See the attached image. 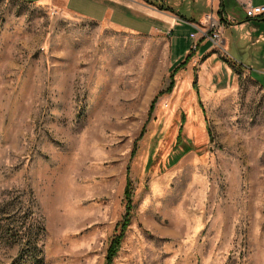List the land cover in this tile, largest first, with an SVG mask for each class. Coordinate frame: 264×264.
I'll list each match as a JSON object with an SVG mask.
<instances>
[{"label": "rangeland", "instance_id": "374dc122", "mask_svg": "<svg viewBox=\"0 0 264 264\" xmlns=\"http://www.w3.org/2000/svg\"><path fill=\"white\" fill-rule=\"evenodd\" d=\"M224 32L161 95L174 39L0 0V264H264V48Z\"/></svg>", "mask_w": 264, "mask_h": 264}, {"label": "crops", "instance_id": "0c3cea01", "mask_svg": "<svg viewBox=\"0 0 264 264\" xmlns=\"http://www.w3.org/2000/svg\"><path fill=\"white\" fill-rule=\"evenodd\" d=\"M31 2H51L59 4L67 11L100 23L109 24L118 28L140 34L159 33L174 39L175 51L181 58L188 55L193 40L190 34L194 26L203 27L206 16L220 21L222 43L226 47L227 39L224 31L227 24L236 23L248 27L250 36L255 45L264 48V16L248 18L242 3L254 6L264 5V0H23ZM185 35L183 39L176 36ZM190 43V44H189ZM202 43V41H200ZM201 46H206L204 55L212 46L205 40ZM209 44V45H208ZM198 48V49H199ZM198 52V51H197ZM199 55H202L200 53ZM178 57V58H179ZM249 68V67H247ZM251 73L252 69L249 68ZM252 75V73H251ZM259 85L260 83L256 81ZM264 88L263 85H260Z\"/></svg>", "mask_w": 264, "mask_h": 264}, {"label": "built area", "instance_id": "2783aa9c", "mask_svg": "<svg viewBox=\"0 0 264 264\" xmlns=\"http://www.w3.org/2000/svg\"><path fill=\"white\" fill-rule=\"evenodd\" d=\"M242 7L248 18H257L264 16V5L254 6L250 3H242ZM200 35V36H199ZM193 40L191 51H198L200 40H208L214 46L222 43L221 23L213 17V14L206 16V23L203 27L195 25L194 32L190 34Z\"/></svg>", "mask_w": 264, "mask_h": 264}, {"label": "trees", "instance_id": "16d2710c", "mask_svg": "<svg viewBox=\"0 0 264 264\" xmlns=\"http://www.w3.org/2000/svg\"><path fill=\"white\" fill-rule=\"evenodd\" d=\"M20 1H23V0H20ZM23 2H31V1H23ZM250 19V18H249ZM189 60V56L185 57L184 61L182 63H179L177 66H175L172 71H171V82L168 86L167 89L161 91V95L162 94H165V93H170L172 90H173V87L175 85V80H174V75H175V72L176 70L181 67V66H184L186 65V63L188 62ZM194 88H197V85H196V82H194ZM157 100V97L154 98V100L152 101L151 103V106H150V113H153L154 111V108H155V102ZM143 130H142V133L141 135L143 134ZM179 142H180V139H179ZM134 153H132L131 156H133ZM129 179V178H128ZM124 196H125V200H126V210H125V213L127 212V208L129 206V203H130V199H129V186L128 184L126 185L125 187V192H124ZM122 222V223H121ZM120 223L123 224V229L128 225V219H123ZM121 236V235H120ZM118 242V240H117ZM115 255V250L114 249H111L110 252H109V256H107V264H110L111 263V260H113V256Z\"/></svg>", "mask_w": 264, "mask_h": 264}]
</instances>
